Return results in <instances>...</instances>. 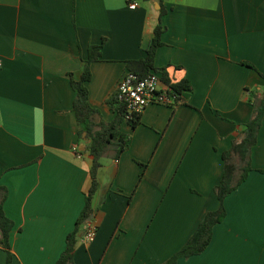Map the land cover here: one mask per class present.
Listing matches in <instances>:
<instances>
[{
    "label": "crops",
    "instance_id": "0c3cea01",
    "mask_svg": "<svg viewBox=\"0 0 264 264\" xmlns=\"http://www.w3.org/2000/svg\"><path fill=\"white\" fill-rule=\"evenodd\" d=\"M163 3L153 67L190 89L176 106L147 104L133 128L120 123L127 145L99 158L88 215L96 229L88 243L78 232L74 264H160L175 252L217 206L220 153L252 111L242 89L264 90V0ZM157 9L156 0H0V185L13 224L10 264H53L83 206L90 156L69 76L78 78L87 45L103 40L86 90L99 118L110 120L106 99L125 61L144 56ZM249 166L224 196L204 250L176 264H264V117Z\"/></svg>",
    "mask_w": 264,
    "mask_h": 264
},
{
    "label": "trees",
    "instance_id": "16d2710c",
    "mask_svg": "<svg viewBox=\"0 0 264 264\" xmlns=\"http://www.w3.org/2000/svg\"><path fill=\"white\" fill-rule=\"evenodd\" d=\"M145 1V0H142ZM164 0H156L158 4L157 20L151 29V35L147 45L144 48V56L137 59L126 60L125 67L137 79L146 75L147 71L156 68L153 67L154 52L161 45L160 36L164 30L161 25L160 16L165 13ZM103 40L98 44H88L86 47V56L82 62L81 72L76 80L70 76L68 78L69 86L73 91L71 100V111L77 124H81L84 138L88 141L84 145L87 154L90 156L88 166L89 183L84 194V202L74 225L70 232L64 238V247L53 264H74L72 261V252L78 232L82 231L83 222L88 219L91 212L90 200L97 188L96 170L99 167V158L106 148L112 147L114 155H118L127 145L128 138L119 132V125L125 122L130 128L135 127L139 123L140 112L127 110L125 104L121 100H117L115 92L111 93L106 99V103L113 110V116L108 121L99 118L96 109L92 108L87 101L86 82L90 78L89 65L96 61L100 56V49ZM241 65L254 70L253 66L247 62H240ZM160 70V78L162 85L168 87L165 94L170 101L164 105L173 107L181 104L183 100L180 95L182 91L189 90L190 86L186 79L176 82H170L166 77L163 68ZM158 70V71H159ZM264 77L262 74H259ZM245 100L252 107L251 115L244 123L239 124L241 130L237 136L232 138L228 149L220 153L222 162L221 174L217 182L213 185L212 191L217 200L216 208L207 210L203 213L194 229L186 240L178 247V249L168 256L160 264H176L179 257H188L200 253L209 242L211 228L214 224L220 222L224 216L222 200L226 194L235 189L237 185L245 178L246 173L250 170L249 151L255 143L256 134L260 126L261 119L264 117V90L259 92L255 87H244ZM145 165H142V169ZM139 174L138 177L141 176ZM6 195L3 185H0V248L4 251V264H10L11 253L8 244V235L12 228V221L7 218L2 211V201Z\"/></svg>",
    "mask_w": 264,
    "mask_h": 264
},
{
    "label": "built area",
    "instance_id": "2783aa9c",
    "mask_svg": "<svg viewBox=\"0 0 264 264\" xmlns=\"http://www.w3.org/2000/svg\"><path fill=\"white\" fill-rule=\"evenodd\" d=\"M135 4L128 3L129 8H134ZM160 72L158 70H148L146 75L136 78L130 71H125L117 81L114 92L117 100L124 102L127 110L140 112L149 103L166 104L170 98L165 94L168 87L159 85ZM82 234L79 237L81 243L92 241L96 226L89 219L82 224Z\"/></svg>",
    "mask_w": 264,
    "mask_h": 264
}]
</instances>
